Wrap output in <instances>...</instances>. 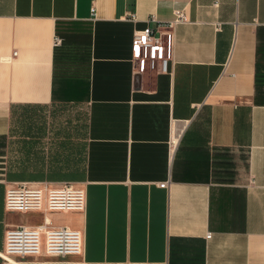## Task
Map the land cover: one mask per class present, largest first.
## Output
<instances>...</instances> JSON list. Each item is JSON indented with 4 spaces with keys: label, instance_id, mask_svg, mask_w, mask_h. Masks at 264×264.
<instances>
[{
    "label": "crops",
    "instance_id": "crops-1",
    "mask_svg": "<svg viewBox=\"0 0 264 264\" xmlns=\"http://www.w3.org/2000/svg\"><path fill=\"white\" fill-rule=\"evenodd\" d=\"M175 10L169 73H134L133 32ZM67 105L85 112L76 164L35 114ZM9 155L0 251L44 221L82 237L77 256L14 264H264V0H0V165ZM20 182H71L84 209L7 212Z\"/></svg>",
    "mask_w": 264,
    "mask_h": 264
},
{
    "label": "built area",
    "instance_id": "built-area-1",
    "mask_svg": "<svg viewBox=\"0 0 264 264\" xmlns=\"http://www.w3.org/2000/svg\"><path fill=\"white\" fill-rule=\"evenodd\" d=\"M172 18L158 21L149 18L155 26L135 30L132 35L131 54L132 70L143 74L155 71L156 74H168L169 65L173 61L174 30L185 22V14L181 10L173 11ZM133 20V16L131 17ZM59 40L54 38V44ZM11 56H15L12 53ZM178 143V135L173 132L169 138V149L172 152ZM253 184V180L251 183ZM13 185V184H12ZM4 191L3 207L7 212H81L85 206V194L81 188L71 182H61L57 187L49 183H38L37 187H29L28 183H15ZM168 187V183H160L159 188ZM211 233L205 238L209 239ZM82 237L80 232L66 227L53 228L47 222L33 228H17L4 233L3 248L0 260L14 264V257H36L41 253L56 258L77 256L81 252Z\"/></svg>",
    "mask_w": 264,
    "mask_h": 264
},
{
    "label": "rangeland",
    "instance_id": "rangeland-1",
    "mask_svg": "<svg viewBox=\"0 0 264 264\" xmlns=\"http://www.w3.org/2000/svg\"><path fill=\"white\" fill-rule=\"evenodd\" d=\"M17 117L23 116L21 111L16 112ZM38 117H47V122L49 125H52L53 130V137L51 135L48 136L47 142H53L56 143L59 140H69V143L73 145V147L70 146V150L73 156V163L76 164V161H81L82 156V149H83V129L85 124V112L83 107H77L74 105H67L62 106L60 108H56L54 110H47L46 112L38 111L35 113ZM29 116V114H26L25 117ZM56 130H63L64 132H67V136H63L62 139H56L55 138V131ZM65 134V133H64ZM4 164H1L0 167L4 168L5 174L8 172H11L13 167V160L11 158V155L6 156ZM6 178V177H5ZM6 182H8L6 180ZM24 217L25 215H15V214H9L8 217L12 220L18 221Z\"/></svg>",
    "mask_w": 264,
    "mask_h": 264
},
{
    "label": "trees",
    "instance_id": "trees-1",
    "mask_svg": "<svg viewBox=\"0 0 264 264\" xmlns=\"http://www.w3.org/2000/svg\"><path fill=\"white\" fill-rule=\"evenodd\" d=\"M19 109L23 112L22 115H24V116H25V115L27 114V112H28L27 110L25 111L23 107H20ZM10 115H11V111H10ZM8 173H9V172H8ZM5 177H6V180H8V181L11 180V179L13 178V176H12L11 174H6Z\"/></svg>",
    "mask_w": 264,
    "mask_h": 264
}]
</instances>
